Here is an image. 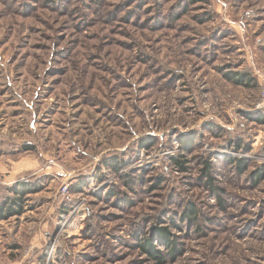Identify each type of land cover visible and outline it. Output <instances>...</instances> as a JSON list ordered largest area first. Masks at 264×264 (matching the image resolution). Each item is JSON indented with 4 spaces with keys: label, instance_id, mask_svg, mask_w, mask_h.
I'll list each match as a JSON object with an SVG mask.
<instances>
[{
    "label": "rangeland",
    "instance_id": "rangeland-1",
    "mask_svg": "<svg viewBox=\"0 0 264 264\" xmlns=\"http://www.w3.org/2000/svg\"><path fill=\"white\" fill-rule=\"evenodd\" d=\"M263 87L264 0H0V264H264Z\"/></svg>",
    "mask_w": 264,
    "mask_h": 264
},
{
    "label": "trees",
    "instance_id": "trees-1",
    "mask_svg": "<svg viewBox=\"0 0 264 264\" xmlns=\"http://www.w3.org/2000/svg\"><path fill=\"white\" fill-rule=\"evenodd\" d=\"M236 75L234 76H230L228 79L230 81H233L235 82L236 84H246V83H243L244 80H245V77L244 76H240L238 78H235ZM249 82L250 79H248ZM247 82V83H249ZM248 85V84H247ZM173 162L176 166H178L181 170H186V167L184 165L185 161L184 160H181V159H177V158H174L173 159ZM238 162V166H243L241 169L242 170H245V164L243 161L241 160H237ZM204 166L202 167L201 171H202V174L204 177H207V181L205 182V184L207 186H210L212 187L211 185V177L209 175V172H210V164L208 161H203ZM118 166L115 165V168H117ZM244 168V169H243ZM258 175H261L260 172H258ZM259 177H257L258 179ZM16 194H18L17 192H15ZM20 195V194H19ZM22 196V195H21ZM219 201L221 203V199L219 198ZM22 207H23V200H22V197H15V199H12L10 203L8 204H3L2 206H0V220H4L6 219L8 216H12V215H19L22 213ZM190 212V213H189ZM188 213H184L183 217H186L187 214L189 216H191L192 214V211H189ZM186 214V215H185ZM194 218V216H192ZM160 236L163 237V239L165 241H167V235H166V232L160 234ZM171 244H173L172 242H170ZM138 247L141 248L144 252H146V254H150L151 255V258L155 261H157L158 263L162 264L165 260L164 256H162L160 253L158 252H155L156 250L154 248L151 247V244L149 243V241H146L145 243H143L142 241H139L138 243ZM172 252H169L166 257H172L171 256ZM173 255V254H172Z\"/></svg>",
    "mask_w": 264,
    "mask_h": 264
},
{
    "label": "built area",
    "instance_id": "built-area-1",
    "mask_svg": "<svg viewBox=\"0 0 264 264\" xmlns=\"http://www.w3.org/2000/svg\"><path fill=\"white\" fill-rule=\"evenodd\" d=\"M263 95H264V87H263V91H262Z\"/></svg>",
    "mask_w": 264,
    "mask_h": 264
}]
</instances>
